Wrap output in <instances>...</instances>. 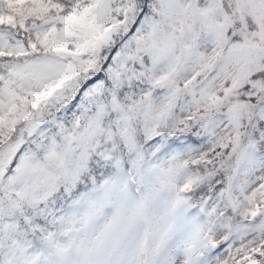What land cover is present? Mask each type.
Segmentation results:
<instances>
[{
    "label": "snow or ice",
    "instance_id": "obj_1",
    "mask_svg": "<svg viewBox=\"0 0 264 264\" xmlns=\"http://www.w3.org/2000/svg\"><path fill=\"white\" fill-rule=\"evenodd\" d=\"M0 264H264V0H0Z\"/></svg>",
    "mask_w": 264,
    "mask_h": 264
}]
</instances>
